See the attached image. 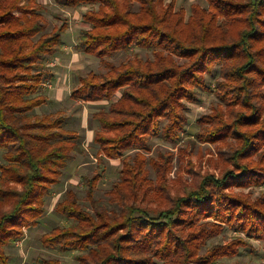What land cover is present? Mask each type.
I'll list each match as a JSON object with an SVG mask.
<instances>
[{
  "label": "trees",
  "instance_id": "trees-1",
  "mask_svg": "<svg viewBox=\"0 0 264 264\" xmlns=\"http://www.w3.org/2000/svg\"><path fill=\"white\" fill-rule=\"evenodd\" d=\"M55 1L91 6L79 43L106 70L81 76L71 98L111 101L93 114V140L100 159L122 158V168L108 191L111 207L95 198L99 172L87 182L92 210L69 189L55 207L68 223L44 233L43 246L80 252L78 264H220L252 240L264 244V192L254 198L236 190L264 186V0H205L189 15L176 0ZM44 11L39 0H0V264H11L7 247L38 225L51 186L85 150L60 116L33 113L48 100L41 61L60 50L69 29L63 23L45 32ZM131 46L152 58L108 60ZM215 69L220 79L212 86L207 76ZM198 89L219 101L197 120L190 141L217 145L223 168L172 194L173 153L148 156L150 140L179 141ZM226 228L236 235L202 252Z\"/></svg>",
  "mask_w": 264,
  "mask_h": 264
},
{
  "label": "rangeland",
  "instance_id": "rangeland-1",
  "mask_svg": "<svg viewBox=\"0 0 264 264\" xmlns=\"http://www.w3.org/2000/svg\"><path fill=\"white\" fill-rule=\"evenodd\" d=\"M39 1L45 6L44 15L47 18L45 32H51L55 26H60L63 23H67L69 29L66 35L63 36L65 49L59 51V54L47 56L41 61L42 69L46 70V76L40 93L46 95L48 100L41 106L36 107L33 113H53L55 116H60L64 128L79 133V142L82 143L85 150L82 154L74 155L68 162L67 168L63 170L59 183L51 186L50 193L45 197L46 212L39 220L38 225L26 228L24 237L12 242L7 247V252L11 257V264H43L42 261L48 258H57L61 264H78L76 256L80 252L61 251L57 248L44 247L41 236L57 225L68 223L63 216L55 211V207L65 197V193L69 189L76 192L77 199L84 208L92 210L87 198V182L97 172L102 177L95 190V198L102 201L104 205L111 207L108 191L119 180L122 158L100 159V147L93 140L94 133L99 128V122L93 117V114L101 107L107 106L111 101L89 103L74 100L69 95L70 90L79 85L81 76H86L90 71L102 73L106 70L97 57L82 52L79 43L82 31L89 28L88 23L84 22L82 16L91 6L81 4L76 8H68L58 4L55 0ZM169 1L167 0V2ZM193 3H199L202 6L207 5L205 0H176V8H185L187 15H189ZM134 9H137V6ZM136 55L143 59L152 58L150 51L131 46L130 49L120 51L109 57L108 60L119 65ZM217 70L215 69L214 77L207 76V81L212 86L215 85L216 80L220 79ZM63 76L65 78L63 93L49 97L51 91L55 89L54 87H59L60 79ZM120 93L113 100H117ZM197 96L198 100L196 102L188 103V123L179 141L169 143L159 138H151L150 140L151 150L148 152V156L155 157L161 152L173 153L172 168L168 174L174 187L172 194L183 189L186 184L187 186L197 185L199 180L208 174L219 175L222 172L223 163L218 155L217 145L200 142L192 143L190 141L199 130L197 120L206 114L212 113L213 108L217 106L219 101L214 92H206L202 89L197 90ZM220 146L223 150L228 149L227 145L221 144ZM180 149L186 150L187 153L186 151L181 153ZM133 153V151H128L126 155H133ZM3 154L4 151L0 150V165L5 163ZM148 168L150 169L149 177L155 180V171L149 165ZM179 176L183 180L175 182ZM236 190L251 192L252 196L256 198L264 192V186ZM235 235L236 232L226 228L220 235L209 240L208 244L203 247L202 252H205L216 243L230 241ZM251 243L250 247L241 248L237 256L221 259L220 264H264L263 242L252 240Z\"/></svg>",
  "mask_w": 264,
  "mask_h": 264
},
{
  "label": "crops",
  "instance_id": "crops-1",
  "mask_svg": "<svg viewBox=\"0 0 264 264\" xmlns=\"http://www.w3.org/2000/svg\"><path fill=\"white\" fill-rule=\"evenodd\" d=\"M66 35V34H65ZM62 49H65V46H64V44H62V46H61V48H60V50L59 51H62ZM59 51L58 52H56L55 54L57 55V54H59ZM86 54V53H85ZM87 55V54H86ZM60 84H59V87H54L55 89L53 90V91H51V94H50V96L49 97H52L53 95H56V94H62L63 93V90L65 89V87L63 86L64 85V81H65V78H64V76L60 79ZM66 84H67V81H66ZM72 90L73 89H71L70 90V97H71V92H72ZM55 97V96H54ZM90 103V102H89Z\"/></svg>",
  "mask_w": 264,
  "mask_h": 264
}]
</instances>
